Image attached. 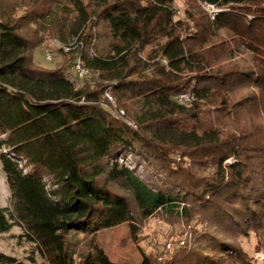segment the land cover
Wrapping results in <instances>:
<instances>
[{
    "label": "trees",
    "instance_id": "trees-1",
    "mask_svg": "<svg viewBox=\"0 0 264 264\" xmlns=\"http://www.w3.org/2000/svg\"><path fill=\"white\" fill-rule=\"evenodd\" d=\"M176 1L0 0V235L18 226L43 264H116L95 235L128 224L139 242L157 212L177 237L207 228L139 264H252L249 232L264 251V0H182L181 17ZM52 40L71 46L46 69L34 54Z\"/></svg>",
    "mask_w": 264,
    "mask_h": 264
},
{
    "label": "rangeland",
    "instance_id": "rangeland-1",
    "mask_svg": "<svg viewBox=\"0 0 264 264\" xmlns=\"http://www.w3.org/2000/svg\"><path fill=\"white\" fill-rule=\"evenodd\" d=\"M175 7L178 10L177 16L181 17L183 1L177 0ZM49 45V41H45L34 54V62L46 69L54 68L55 64L60 61L57 49ZM47 55H50L51 61L47 60ZM226 162L231 163L232 160L229 159ZM124 167L127 168V166ZM133 172L145 182H149V176H152L149 169H145L143 164H141L138 170H133ZM1 206H9V190L0 165ZM140 226L135 236L137 240H140L139 242H136L130 234L128 224H122L112 229L98 232L95 235V241L111 262L116 264H139L142 260V252L149 253L158 250L163 255L166 252L170 253L177 247L175 244L178 238L182 237H177L178 227L172 224L170 220H167V216H163L162 212H157ZM187 227L191 229L190 232ZM206 228V224H195L193 221L186 226V231L189 232L186 234L190 237L191 231L195 232L194 229H197L196 233H203ZM21 234L22 231L18 226H13L7 233L1 234L0 254L14 258L16 262L13 264H43L42 259L35 251L34 245L23 238ZM237 241L241 250L251 258L252 264L256 254L262 252L264 255L263 250H257L255 248L256 241L252 232H249L246 236L241 235L237 237ZM167 242L173 243L170 248Z\"/></svg>",
    "mask_w": 264,
    "mask_h": 264
},
{
    "label": "built area",
    "instance_id": "built-area-1",
    "mask_svg": "<svg viewBox=\"0 0 264 264\" xmlns=\"http://www.w3.org/2000/svg\"><path fill=\"white\" fill-rule=\"evenodd\" d=\"M201 7H203V9L209 14L211 19H213L214 15H216L217 12H219V10H217V8H215L212 5L201 4ZM49 44L50 47H54L56 49L62 48L63 50H68L69 47L71 46V45L68 46L63 45L59 43L57 40H52L49 42ZM46 58L47 60L51 61L50 55H47ZM162 62L165 63L164 61ZM73 73L75 74L78 80H82L88 75V71L81 67L79 58H76L73 64ZM101 99H102V105L106 107L116 119L120 120L125 125L133 129H136L134 124L126 118L125 112L122 109L117 108L116 101L111 95L109 88L103 92ZM193 101H194V97L190 93L180 94L177 97V102L183 106L188 107L191 105ZM117 161L119 165L127 166V168H129L130 171L138 170L141 167L140 165H137L135 163L134 159L130 155L119 156ZM186 233L181 238H178L175 246L181 247L184 244L185 239L190 238ZM172 244H173L172 242H169L167 245L170 248ZM253 264H264V255L262 252L256 254L255 259H253Z\"/></svg>",
    "mask_w": 264,
    "mask_h": 264
},
{
    "label": "crops",
    "instance_id": "crops-1",
    "mask_svg": "<svg viewBox=\"0 0 264 264\" xmlns=\"http://www.w3.org/2000/svg\"><path fill=\"white\" fill-rule=\"evenodd\" d=\"M5 178V177H4ZM2 207V206H1Z\"/></svg>",
    "mask_w": 264,
    "mask_h": 264
}]
</instances>
